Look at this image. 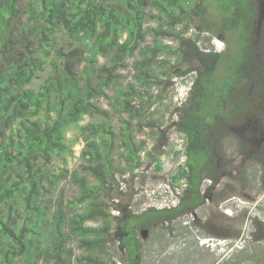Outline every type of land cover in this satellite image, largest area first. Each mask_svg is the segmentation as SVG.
<instances>
[{
    "label": "trees",
    "instance_id": "obj_1",
    "mask_svg": "<svg viewBox=\"0 0 264 264\" xmlns=\"http://www.w3.org/2000/svg\"><path fill=\"white\" fill-rule=\"evenodd\" d=\"M194 2L0 0L5 50L0 54V264H119L115 253L124 264H139L143 244L137 229L169 224L209 199L208 192L227 175L230 163L227 151L214 149L224 147V138L227 143L230 136L236 138L232 130L242 131L240 154L264 174V0H216L221 14L237 21V48L232 52L203 48L199 36H187L189 24L180 28ZM151 20L158 26L149 27ZM197 29L204 32L202 26ZM166 39L177 43L175 50ZM136 52L142 59L134 61L133 81L123 87L119 72ZM167 54H174L175 62ZM47 65L49 76L34 88ZM221 66L223 75L218 77ZM192 73L196 76L187 100L170 112L176 121L162 129L164 122L158 124L146 111L148 102L153 103L147 101L152 97L149 89L174 76L185 83ZM112 89L113 106L130 113L132 120H146L141 126L162 150L170 145V127L185 137V162L172 176L178 204L129 212L116 225L119 217L113 213L121 206L109 192L117 174V135L110 112L99 106ZM88 117L94 120L84 125ZM73 127L80 129L85 143L81 169L97 183L71 174L80 194L66 202L61 186L70 173L52 172L51 165L68 151ZM122 146L139 163L145 145L128 136ZM148 159L150 164L156 161ZM161 166L157 160V169ZM239 173L246 179L247 169ZM253 221L259 229L256 239L264 240V222ZM210 224L207 220L199 227L208 235L241 238V232L211 233ZM115 230L120 237L114 236ZM74 243L82 254L76 253Z\"/></svg>",
    "mask_w": 264,
    "mask_h": 264
},
{
    "label": "rangeland",
    "instance_id": "obj_2",
    "mask_svg": "<svg viewBox=\"0 0 264 264\" xmlns=\"http://www.w3.org/2000/svg\"><path fill=\"white\" fill-rule=\"evenodd\" d=\"M157 21V20H156ZM155 20H151L149 27L158 26ZM190 25L187 36H199V45L203 48L217 50L223 46L231 52L237 48V40L233 29L236 28L237 21L233 17L221 14L216 5V0H195L189 9L184 25ZM197 26H202L204 32H199ZM153 37L150 36L147 45ZM166 44L176 49L177 43L172 39H166ZM3 49V41L0 39V54ZM172 62H175L174 54H167ZM164 56L161 55L160 59ZM142 55L136 52L133 58H128L125 66L119 74L125 87L133 81L135 69L134 61L141 60ZM1 60V59H0ZM50 58L47 60L50 63ZM106 60L102 59L104 64ZM3 62L1 61L0 64ZM2 68V66L0 65ZM186 66L173 72H181ZM223 66L217 72V76L223 75ZM51 66L47 65L44 71L38 73V78L34 81L33 87H39L49 76ZM196 74H190L185 83H192ZM166 80V79H165ZM188 81V82H187ZM184 84L180 77L174 76L166 80L163 86L149 89L153 103L146 107V111L151 114L152 119L160 124L164 122L162 129L173 124L176 117L170 113L175 107L180 106L176 101L177 88ZM116 91L109 90L108 98L99 100V106L103 110L110 112L112 124L116 133L113 140L115 146L114 160L117 174L112 183L109 194L112 200L121 206L120 212H114L113 216L119 217L117 223H124L129 212L141 214L151 207L162 209L170 205H177L178 199L176 191L172 185V176L178 166L185 162L183 146L185 137L174 127H170L167 134L170 145L162 150L149 134L151 131L141 126L140 123L147 122L132 120L130 113L122 108L113 106L115 104ZM149 97V95H148ZM94 119L88 117L83 123L89 124ZM130 122L128 129H124ZM234 131V130H232ZM131 136L138 145H145V149L140 156L139 163L131 160L123 148L126 137ZM69 149L60 157L56 158L51 165L52 172L59 173L61 170H68L69 175L62 181V195L66 202H71L79 194V187L74 183L71 174L85 176L91 184L97 181L89 174L83 173L81 166L85 164L82 157L85 150L84 139L80 129L73 127L68 134ZM235 143L231 138L230 143ZM235 149V145H232ZM236 152H228L227 158L230 161L227 176L215 191L208 192L212 199H207L205 203L184 217L174 220L165 225H157L149 229L147 239L143 240L141 230L137 229L138 236L142 241L143 248L139 264H264V240H257L255 234L259 232L254 219L264 222V174L252 160L245 157L236 158ZM149 156L156 161L149 163ZM233 158H236L233 160ZM157 160L161 162V169H157ZM50 168V167H49ZM247 169L246 179L240 175V169ZM237 171V172H236ZM210 185L205 183L204 189ZM227 195V199H222ZM211 220L208 229L215 234H237L241 232V238L216 237L206 234L205 230L199 227L200 223ZM171 228V229H170ZM115 237H120L118 230L114 231ZM75 251L78 255L82 250L74 243ZM119 264L121 262L120 253H115Z\"/></svg>",
    "mask_w": 264,
    "mask_h": 264
},
{
    "label": "flooded vegetation",
    "instance_id": "obj_3",
    "mask_svg": "<svg viewBox=\"0 0 264 264\" xmlns=\"http://www.w3.org/2000/svg\"><path fill=\"white\" fill-rule=\"evenodd\" d=\"M227 48L225 47L224 48V50H226ZM223 50V51H224ZM242 131H238V129L237 130H234V131H231V133L232 134H235L236 135V138L234 137H232V136H230V138H229V140H228V143H227V138H224L223 140H224V142H223V146L224 147H222V148H218V149H214V145H216L215 143H216V141H217V137H214V138H212V140H211V143H210V148L211 149H214V150H216V151H218L219 152V150L220 151H227V152H232L233 150H235V152H236V158L237 157H239L241 154H240V151H239V140H238V136H241V133ZM209 135H210V132H209ZM231 137H232V139L235 141V143H230L229 144V141H230V139H231ZM235 145V149H233V147H232V145ZM218 147H220L221 146V143H218V145H217ZM218 152H216V155H217V157L219 156V153ZM227 155H228V153H227ZM242 156V155H241ZM236 158H233V160H235ZM220 166H221V164H220ZM237 172V171H236ZM239 173V172H238ZM227 176V175H226ZM226 176H224L221 180H220V182L213 188V189H211L210 190V192L211 191H215L216 190V188L218 187V186H220L221 185V183H222V181L226 178ZM208 198H210V199H212V196H210V195H208ZM184 217V216H183ZM142 229H145V228H141L140 230H142ZM146 229H150V228H146ZM143 240H145L144 238H143Z\"/></svg>",
    "mask_w": 264,
    "mask_h": 264
},
{
    "label": "built area",
    "instance_id": "obj_4",
    "mask_svg": "<svg viewBox=\"0 0 264 264\" xmlns=\"http://www.w3.org/2000/svg\"><path fill=\"white\" fill-rule=\"evenodd\" d=\"M190 89V84H182L177 88L176 101L179 105L187 100Z\"/></svg>",
    "mask_w": 264,
    "mask_h": 264
},
{
    "label": "water",
    "instance_id": "obj_5",
    "mask_svg": "<svg viewBox=\"0 0 264 264\" xmlns=\"http://www.w3.org/2000/svg\"><path fill=\"white\" fill-rule=\"evenodd\" d=\"M141 234H142V237L144 238V239H147V237H148V234H149V230L148 229H142L141 230Z\"/></svg>",
    "mask_w": 264,
    "mask_h": 264
},
{
    "label": "clouds",
    "instance_id": "obj_6",
    "mask_svg": "<svg viewBox=\"0 0 264 264\" xmlns=\"http://www.w3.org/2000/svg\"><path fill=\"white\" fill-rule=\"evenodd\" d=\"M223 50H224V46H223L221 49H219V50L216 49V51H219V52H220V51H223ZM184 84H185V83H184Z\"/></svg>",
    "mask_w": 264,
    "mask_h": 264
}]
</instances>
